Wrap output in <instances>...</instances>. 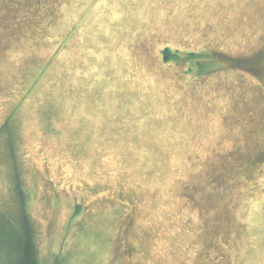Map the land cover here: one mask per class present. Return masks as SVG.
<instances>
[{
	"label": "rangeland",
	"instance_id": "obj_1",
	"mask_svg": "<svg viewBox=\"0 0 264 264\" xmlns=\"http://www.w3.org/2000/svg\"><path fill=\"white\" fill-rule=\"evenodd\" d=\"M263 146L264 0H0V206L17 172L43 264H264Z\"/></svg>",
	"mask_w": 264,
	"mask_h": 264
},
{
	"label": "trees",
	"instance_id": "obj_2",
	"mask_svg": "<svg viewBox=\"0 0 264 264\" xmlns=\"http://www.w3.org/2000/svg\"><path fill=\"white\" fill-rule=\"evenodd\" d=\"M48 9V6L45 5L44 13L48 12ZM51 10L53 9H50V11ZM75 26L72 30H75ZM69 34H67L66 37H64L62 40L59 39V46L57 45L58 47H60L64 40L69 41L72 38L70 37L72 32L70 35ZM174 50L177 51V49ZM59 51L58 53H53V56L48 58L46 65L40 68L38 74H36V76L34 77L33 83L28 88L26 96L28 94L30 96V94L35 91L39 84L44 83V75L49 74L50 70H53V63L56 60V56L60 53ZM187 54L189 60L193 61L192 64H189L187 68L188 71H197L199 72V75H203L206 72H211L215 70L218 71L224 68L215 66L217 62H220L219 59H224L226 54H223L222 52H217V57L219 59H214L215 61H212L210 54H208V56L206 52H189ZM160 55L162 56L165 62L180 60V57H177V55L172 52L171 47H169V45H166L165 47L161 48ZM196 58L199 59V61L201 62L200 64L197 63ZM227 59L232 61L234 60L232 56H228ZM229 65L232 64L230 63ZM23 100L24 95H22L21 99L17 102L16 107H18L20 105L19 102H22ZM6 125H8V123ZM8 127H5L3 130H5L6 128L8 129ZM13 155L15 154L12 152L11 148H9L8 158L13 159ZM263 159L264 146L259 153H257L253 158H251V162H249L247 165H252L256 161H262ZM13 178L14 182H12L13 184L11 190L17 191L19 197L15 199V201L12 200L10 202L11 206L16 203L15 209H12L9 204L5 205V207L0 206V253H2L0 255V258L6 257L8 264H43L39 256V250L36 243V228L34 226L33 219L28 209V196L26 190L24 189V186L22 185L21 179L19 178L17 172H14ZM75 211L77 214L81 212L80 203L76 205ZM57 259L58 258H55L52 264H63L62 259Z\"/></svg>",
	"mask_w": 264,
	"mask_h": 264
},
{
	"label": "flooded vegetation",
	"instance_id": "obj_3",
	"mask_svg": "<svg viewBox=\"0 0 264 264\" xmlns=\"http://www.w3.org/2000/svg\"><path fill=\"white\" fill-rule=\"evenodd\" d=\"M120 192H122V190Z\"/></svg>",
	"mask_w": 264,
	"mask_h": 264
}]
</instances>
